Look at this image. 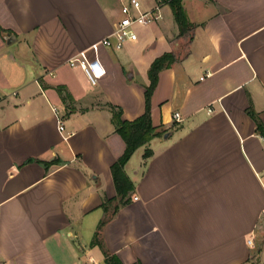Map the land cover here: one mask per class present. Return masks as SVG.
<instances>
[{
  "label": "crops",
  "instance_id": "crops-1",
  "mask_svg": "<svg viewBox=\"0 0 264 264\" xmlns=\"http://www.w3.org/2000/svg\"><path fill=\"white\" fill-rule=\"evenodd\" d=\"M181 4L184 34L163 3L134 41L98 45L92 85L70 60L95 58L119 0H0V264H264V0ZM164 53L175 60L150 98L161 134L126 161L121 194L113 111L144 113Z\"/></svg>",
  "mask_w": 264,
  "mask_h": 264
},
{
  "label": "trees",
  "instance_id": "trees-1",
  "mask_svg": "<svg viewBox=\"0 0 264 264\" xmlns=\"http://www.w3.org/2000/svg\"><path fill=\"white\" fill-rule=\"evenodd\" d=\"M182 0H168V4L178 24L180 34H184L190 27L187 16L181 4ZM0 27V32H2ZM175 60L172 53H164L154 59L148 70L150 79L149 85L145 90V111L142 115L134 120H123L120 118L118 111H113L112 120L115 124L116 131L120 134L125 142V150L122 156L116 160L110 167L114 185L118 193L126 194L132 189V183L123 171V166L131 154L141 145L150 141L154 136L161 133L156 131L150 118V98L157 83L158 73L168 67ZM150 155V151L144 152V158Z\"/></svg>",
  "mask_w": 264,
  "mask_h": 264
},
{
  "label": "built area",
  "instance_id": "built-area-1",
  "mask_svg": "<svg viewBox=\"0 0 264 264\" xmlns=\"http://www.w3.org/2000/svg\"><path fill=\"white\" fill-rule=\"evenodd\" d=\"M167 2L168 0H156V4L152 8L143 9L141 0H119L120 17L114 24L113 30L110 34L90 46L95 54V58L88 60L84 51H80L70 60V64L79 65L90 84H97L98 80L105 74V69L100 65L97 58L98 45H102L111 50H118L126 42L134 41L137 38L136 26L151 24L157 21L161 17V5ZM173 117L179 120V113L175 112ZM58 128H60L59 121ZM248 243L253 245L252 238L248 239ZM75 264L83 263L77 262Z\"/></svg>",
  "mask_w": 264,
  "mask_h": 264
},
{
  "label": "water",
  "instance_id": "water-1",
  "mask_svg": "<svg viewBox=\"0 0 264 264\" xmlns=\"http://www.w3.org/2000/svg\"><path fill=\"white\" fill-rule=\"evenodd\" d=\"M14 39H15L14 35L6 34L5 36L6 43L8 44L11 43ZM167 136H168V133H165L164 137H167Z\"/></svg>",
  "mask_w": 264,
  "mask_h": 264
}]
</instances>
